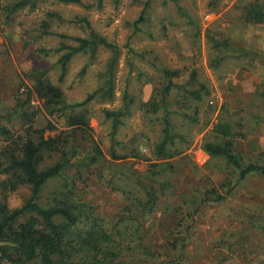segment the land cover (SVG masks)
Instances as JSON below:
<instances>
[{"label": "rangeland", "instance_id": "obj_1", "mask_svg": "<svg viewBox=\"0 0 264 264\" xmlns=\"http://www.w3.org/2000/svg\"><path fill=\"white\" fill-rule=\"evenodd\" d=\"M18 1L0 0V114L3 116L23 104V110L34 114L36 128L44 127L48 121L55 122L45 112L42 101L31 93L37 72L62 91L67 104H79L98 89L99 74L109 58V52L102 48L84 74L81 69L88 55H74L65 77L59 80L60 53L55 49L61 42L77 46L72 37L87 35L77 23L78 18H86L95 32L122 48L116 66L113 101L93 100L84 110L89 117L91 137L107 161L112 162V146L117 147L120 156L131 154L132 148L139 156L118 160L123 172L110 169L108 164H104L105 169L99 168L102 177L97 169L95 173L87 172L88 181L78 183V187L85 188L80 190V195L86 202L97 206L106 220H110L128 201L120 190L113 191L107 185L109 181H114L118 188L122 186L118 180L124 175L132 183L135 177H140L152 185L154 190L150 191L156 204L152 214L126 224L139 228L138 234L150 252L141 255L142 249L136 248L135 241L130 245L135 248L134 256L126 262L264 264V175L252 174L238 181L236 170L220 158L209 157L202 147L205 142H216L211 133L213 125L226 122L234 131L233 150L242 163L264 165V22L252 26L241 17L242 6L256 2L264 8V0H150L151 23L145 26L150 32L138 33L131 39L129 24L139 17L140 1L146 0H118L117 4L115 0H102L101 8L88 10L56 0H40L34 9L27 6L8 15L6 9ZM177 6L191 16L193 26L179 15ZM44 23L48 26L47 33ZM221 34L230 39L232 51L214 48L211 38ZM62 35L70 38L60 39ZM127 42L143 57H128L124 47ZM128 60L134 64L133 70L142 72L140 79L135 71L129 72ZM163 67L180 70V81L194 74L197 82L209 90L203 100L188 104L187 112L196 117L195 121L174 118V129L185 134L188 143L183 145L187 151L170 161L155 160L153 156L154 146L161 137L157 117L134 110L112 141L111 123L103 114L105 109L120 108L125 89L137 103L157 96ZM177 93L174 102L181 99L176 105L181 108L184 99ZM19 123L15 120L16 126ZM56 126V131L45 135L53 136L64 130L63 125L56 123ZM78 138L81 144H88ZM152 164L161 167L152 168ZM153 170L155 173L151 174ZM61 186V181L50 182L43 190V199L50 198ZM29 195V189L22 187L9 194L6 202L11 209L19 208ZM218 195L225 197L215 201ZM128 244L126 241L125 245Z\"/></svg>", "mask_w": 264, "mask_h": 264}, {"label": "trees", "instance_id": "obj_2", "mask_svg": "<svg viewBox=\"0 0 264 264\" xmlns=\"http://www.w3.org/2000/svg\"><path fill=\"white\" fill-rule=\"evenodd\" d=\"M39 1L19 0L6 9L7 14L27 6L34 9ZM56 1L86 10L103 6L102 0H95L93 4H86L82 0ZM115 1L117 4L118 0ZM140 4L142 10L139 17L129 24L132 29L130 39L138 33L147 35L150 32L145 26L149 27L151 23L152 4L150 0L140 1ZM176 9L191 26L194 25L191 16L183 8L177 6ZM241 17L248 25H260L264 22V8L256 2L245 4L242 6ZM77 23L86 30L87 35L84 38L72 37L77 46L61 42L55 49L60 53L57 60L59 80L65 77L67 66L74 55H88L87 63L81 69L84 74L89 64L94 61L99 48H102L109 52V58L103 72L99 74L101 84L98 89L79 104H67L62 91L44 78L43 73L37 72L33 77L31 93L42 101L45 112L55 122L48 121L44 127L36 128L33 124L34 114L23 110V104H19V109L7 113V116L0 114V264H132L126 260L134 256L132 253L135 248L130 245L135 241L138 243L136 248L142 249L141 255L150 252L142 242L143 237L138 234L139 228L126 225L129 221L138 220L139 216L152 214L156 204L153 192L150 191L154 189L148 181L135 177L132 183L123 175L118 180V184L122 186L118 185L117 188L114 181L107 183L112 190H120L128 201L110 220H106L105 214L100 213L97 206L86 202L87 199L80 195V190L85 188H79L78 183L85 184L88 181L87 172L95 173L94 169H97V174L102 177L103 172L99 168L105 169L104 164H108L110 169L118 168L123 172L117 161L126 157L137 158L139 154L132 148L131 154L120 156L116 151L117 147L112 146V162L107 161L99 144L91 137L92 130L84 106L93 100L113 101L116 66L122 48L95 32L86 18H78ZM43 28L44 33H47L46 23ZM66 38L70 37H60ZM228 39L222 34L215 39L211 38L215 49L226 52L233 50ZM124 47L131 59L144 55L137 53L128 42ZM217 60L220 62L219 58ZM127 66L130 73L135 71L137 78L142 77V72L133 70L134 64L130 60ZM160 74L162 83L157 96L137 103L136 98L125 89L120 108L105 109L103 114L111 123L112 141H115L116 133L134 110L140 109L145 115L157 117L160 121L161 137L154 146L153 156L155 160L170 161L187 151V147L184 148L183 145L188 143L186 135L174 129V118L184 117L195 121L196 117L187 112L188 104L203 100L209 95V90L207 86L197 82L194 74L186 81L179 80L181 71L178 69L163 67ZM176 92L184 99V106L181 108L176 106L181 99L174 102ZM193 110L194 115H197L195 106ZM13 115L17 117L13 118ZM15 120L20 121L18 126ZM56 123L63 125L64 130L53 136H46L47 132L58 129ZM211 133L216 142H205L203 150L209 157L220 158L227 166L236 170L238 181L252 174L264 175V165L243 164L234 152L232 141L235 134L230 124L219 121L213 125ZM79 136L88 144H81ZM151 167L159 169L161 165L152 164ZM154 173L155 170L151 171V174ZM96 179L101 182L99 177ZM52 181H61V189L45 200L42 196L43 190ZM22 187L29 189V197L21 207L9 208L7 196ZM224 197L218 195L215 201H221ZM122 227L123 231L120 230ZM126 241L128 245H125Z\"/></svg>", "mask_w": 264, "mask_h": 264}]
</instances>
